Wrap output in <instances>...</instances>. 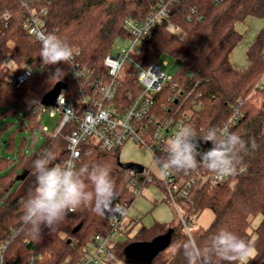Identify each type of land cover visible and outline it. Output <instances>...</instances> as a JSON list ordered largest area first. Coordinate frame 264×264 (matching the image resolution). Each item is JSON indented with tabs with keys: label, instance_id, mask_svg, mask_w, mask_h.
<instances>
[{
	"label": "trees",
	"instance_id": "obj_1",
	"mask_svg": "<svg viewBox=\"0 0 264 264\" xmlns=\"http://www.w3.org/2000/svg\"><path fill=\"white\" fill-rule=\"evenodd\" d=\"M21 1L0 0V14L11 13L9 20L0 19V245L14 236L5 264H77L93 237L109 232L111 214L101 217L87 207L80 208L69 213L54 231L44 227L40 238L28 235L21 222L23 201L34 181L28 167L31 160L42 149L50 148L56 155L55 163L62 161L67 136L74 128V125H66L57 136L44 132L41 101L59 82L67 84L64 93L69 97L75 96L77 89V84L69 77L67 64L47 66L42 63L41 42L24 27L28 10ZM162 4L167 5L166 20L153 29L152 36L133 56L146 67L159 63L165 56L180 61L173 76L178 88L175 98L179 101H169L173 93L167 85L156 96L158 106L170 105L178 119L188 116L187 125L201 136L208 128H223L238 115L229 131L246 142L247 152L241 155L247 170L236 177L234 188L229 185L210 188L200 184L192 188L189 198L181 201L189 233L174 209L178 225L175 221L171 224L155 221L150 227L141 226L136 231V225L131 228L126 225L125 240L116 245L115 253L126 262L124 251L130 244L151 243L172 231L168 247L150 264H187L182 251L186 240L195 239L200 248L206 249L211 237L226 229L244 238L255 250L246 264H264V27L246 52L247 67L237 69L232 63V54L243 40L237 24L250 17L264 20V0H51L44 24L48 34L67 42L73 52H81L78 61L88 71L91 81L108 82L110 76L104 60L112 53L117 40L131 36L123 28L125 20L143 21ZM169 22L182 29V37L167 30ZM9 61L13 62L15 72L25 65L37 72L26 85L17 88L10 82ZM57 68L64 73L59 80L52 78ZM131 71L132 76L121 80L116 96L117 102L125 108L141 92L138 73ZM15 124L19 132L32 131L30 149L37 143L34 130L40 129L45 135L42 145L25 155L27 146L23 143L17 150L16 132L2 145V132ZM202 147L209 149L211 144L203 142ZM121 149L101 151L94 144L84 145L76 167L97 163L110 166L118 192L116 202L129 212L137 196L130 188L129 172L120 162ZM155 185L165 190L158 180ZM162 202L169 204L166 198ZM207 212L213 215V220L208 227H203L198 221ZM259 217V225L252 228ZM79 226L80 230L75 232ZM217 264L229 262L218 260Z\"/></svg>",
	"mask_w": 264,
	"mask_h": 264
},
{
	"label": "built area",
	"instance_id": "obj_2",
	"mask_svg": "<svg viewBox=\"0 0 264 264\" xmlns=\"http://www.w3.org/2000/svg\"><path fill=\"white\" fill-rule=\"evenodd\" d=\"M21 2L22 6L28 10V16L24 20L25 29L37 41L41 42L48 35L44 24V16L48 12L51 0H22ZM192 12L195 13V10ZM167 16V5L162 4L143 21H137L133 18L125 20L123 28L131 35L130 38L126 39L130 44L123 52L117 55L110 53L106 56L104 65L110 76L108 82L102 80L91 81L88 77V71L78 61L81 52L74 51V60L72 66L68 65V74L70 79L77 84L76 95L71 97L66 95L64 93L66 87L59 95L56 106L43 107L42 113H48L51 117L60 116L54 136L60 134L66 125H74L67 136L68 145L65 158L58 164L71 160L77 166L82 154V146L89 144H94L101 151L122 148L129 143L148 148L153 154V167L157 166L158 173H154L152 166L149 168L143 166L144 171L142 173L128 170L130 188L136 196H140L144 188L148 185H155L156 180L162 183L165 188L163 191L165 198L178 212L185 229L189 233L190 227L183 217L180 204L181 201H186L189 198L192 188L197 184L210 188L222 185H229L234 188L237 184L236 177L245 173L247 169L244 166L245 171L242 173L219 180L215 178L213 173L203 168L187 173L173 171L168 175H163L159 165L155 162L164 155L161 151L164 143L181 126L187 125L189 117L184 116L178 119L174 115V108L170 105L158 106L156 96L167 85L170 86L173 93L169 97V101H175V103L179 101L175 98V92L178 89L177 84L173 82V77L169 76L158 63L147 67L142 66L133 56L138 54L141 45L152 36L153 29L159 23L165 21ZM189 19L191 20V17ZM173 27L171 31L175 30V32L182 33L180 28ZM127 60L132 63L131 69L136 70L138 73L141 92L125 108L117 102L116 96L120 82L124 80L122 70ZM36 72V69L25 65L17 72H11V83L15 87L21 88L28 83ZM234 110L237 112V107ZM237 119L238 115L233 116L225 126L229 129L230 125L236 123ZM43 131L48 132V129L44 127ZM202 146L203 142L201 141L200 150H207ZM142 176H144V179H142ZM114 204L121 205L117 202ZM127 216L128 211L126 210L125 215L116 216L115 219L111 218L109 232L96 234L83 249L81 259L77 264H126L124 260L117 257L115 247L125 239L124 228ZM13 237L12 235L6 241H10L8 247ZM8 247L3 252L4 264Z\"/></svg>",
	"mask_w": 264,
	"mask_h": 264
},
{
	"label": "clouds",
	"instance_id": "obj_3",
	"mask_svg": "<svg viewBox=\"0 0 264 264\" xmlns=\"http://www.w3.org/2000/svg\"><path fill=\"white\" fill-rule=\"evenodd\" d=\"M10 16L11 13L5 11L0 14V19L7 20ZM74 55L72 47L55 34H48L41 41L40 59L44 65L63 62L72 66ZM63 75L57 68L52 78L59 80ZM201 141L210 142L211 147L201 151ZM161 151L164 155L155 162L163 175L203 168L216 179L223 180L245 171L241 153L247 152L246 142L227 126L208 128L202 136L190 125L181 126L164 143ZM55 161L54 151L44 148L28 166L34 181L23 201L21 217L28 235L40 238L44 227L54 231L70 212L83 207L101 217L111 214L113 219L126 214L124 207L114 204L118 192L110 166L97 163L77 168L71 160L62 164ZM9 243L0 245V264H4L3 252ZM182 251L187 264H217L218 260L246 264L253 254V247L244 238L221 229L211 237L208 248H200L195 239L189 238L182 245Z\"/></svg>",
	"mask_w": 264,
	"mask_h": 264
},
{
	"label": "rangeland",
	"instance_id": "obj_4",
	"mask_svg": "<svg viewBox=\"0 0 264 264\" xmlns=\"http://www.w3.org/2000/svg\"><path fill=\"white\" fill-rule=\"evenodd\" d=\"M170 23H168L167 25V30L175 36L182 37L183 31L182 33L175 32L174 29H173L174 31H171V28H174L173 27L174 24L172 22ZM263 27H264V20L254 17H250L245 22H240L237 24L236 29L239 31L240 34L243 35V40L232 54L233 65L235 68L243 69L247 67L248 62L246 57V51L253 43L257 33ZM129 44L130 43L127 40H121V39L117 40L114 45V49L112 53L114 55H117L120 52H123L128 48ZM7 64L8 67L9 66L12 67L11 68L12 72L16 71L13 62L9 61L7 62ZM158 64L169 76L173 77L176 74L177 70L179 69L180 61L165 56L164 58L161 59V61ZM131 67H132V63L127 60L124 63L122 70V75L124 77L123 78L124 80L132 76L133 73L131 71L132 70ZM40 119L42 121V126L48 129L49 134L56 132L58 128L57 127L58 122L60 121V116L51 117L48 113L43 112ZM17 124H15L14 127L8 128L6 131L2 132L3 135L2 145L4 144V142L9 140L11 134H14V132H16L14 137L16 136L15 142L17 145V150L19 147H21L23 143L24 145L27 146L26 149L24 150L25 155L33 153L42 145L45 135L42 133L40 129L34 130L37 137V143L33 149H30V146L33 141L32 131L25 130L24 132H19L16 127ZM5 151L6 150L3 148L1 151L2 154H4ZM119 159L120 162L122 163H136L144 166L145 168H149L151 166L153 167V163H154L152 152L148 148L135 143H129L126 146L122 147V149L120 150ZM153 171L155 174L158 173V169L156 165L153 167ZM164 197H165L164 192L159 188H157L155 185H149L146 188H144L142 195L137 196L135 203L128 212L127 219L125 220V227L127 222L129 228H131L133 225H136L135 231L139 229L141 226L150 227L151 225H153L155 221L163 222L167 224H171L175 221L174 222L175 225H178V220L176 216L177 213L175 212L174 208H172L167 203L161 202V200ZM155 203H157V205H155ZM180 210L181 212H183L184 210L181 204H180ZM207 216L208 215L205 214L202 217L203 222L207 221L208 218ZM260 220H261L260 217L255 219L252 224V228H256L259 225ZM254 254H255V250L253 249L252 256H254Z\"/></svg>",
	"mask_w": 264,
	"mask_h": 264
},
{
	"label": "water",
	"instance_id": "obj_5",
	"mask_svg": "<svg viewBox=\"0 0 264 264\" xmlns=\"http://www.w3.org/2000/svg\"><path fill=\"white\" fill-rule=\"evenodd\" d=\"M67 84L65 82L57 83L54 88L48 92L42 99L43 107L50 108L57 104L59 95L65 90ZM125 170H133L137 173H142L144 167L136 163H122ZM116 200L114 201V203ZM80 230V226L75 229V232ZM172 236V231L167 235L156 239L151 243H132L126 247L124 253L126 257V264H150L153 258L162 250L168 247Z\"/></svg>",
	"mask_w": 264,
	"mask_h": 264
},
{
	"label": "crops",
	"instance_id": "obj_6",
	"mask_svg": "<svg viewBox=\"0 0 264 264\" xmlns=\"http://www.w3.org/2000/svg\"><path fill=\"white\" fill-rule=\"evenodd\" d=\"M246 52H247V51H246ZM232 63H233V60H232ZM237 69H241V68H237ZM156 187H157V186H156ZM157 188H159V187H157ZM159 189H160V188H159ZM160 190H161V189H160ZM164 198H165V197H164ZM164 198H163V199H164ZM163 199H162V200H163ZM162 200H161V202H162ZM162 203H163V202H162ZM207 215H208V216H207V217H208V218H207V221L203 222V221H202V218H201V219L198 221V224H199V225H201V226H203V227H208V226L210 225V223H211L212 220H213V215H212L210 212H207ZM127 223H128V222H127ZM127 223H126V225H128ZM130 224H131V223H130Z\"/></svg>",
	"mask_w": 264,
	"mask_h": 264
}]
</instances>
